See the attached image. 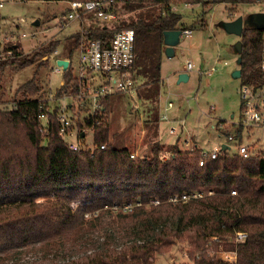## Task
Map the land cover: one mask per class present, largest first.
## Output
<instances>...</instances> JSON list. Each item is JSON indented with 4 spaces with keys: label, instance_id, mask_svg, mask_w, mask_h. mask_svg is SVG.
Masks as SVG:
<instances>
[{
    "label": "trees",
    "instance_id": "1",
    "mask_svg": "<svg viewBox=\"0 0 264 264\" xmlns=\"http://www.w3.org/2000/svg\"><path fill=\"white\" fill-rule=\"evenodd\" d=\"M183 1L202 6V26L203 15L213 3L256 2L126 1L123 7L128 17L112 29L96 28L92 35L109 36L122 27L134 29L133 70L140 80L141 87L136 89L140 99L155 100L158 95L164 32L190 28L180 12L171 10L173 2ZM261 31L246 24L240 36L241 84L254 89L264 84V71L259 67ZM77 42L78 35L69 34L50 39L29 53L17 44L3 48L12 49L14 56L0 60V252L71 234L82 238L95 230L91 228L93 221L105 217L107 222L97 232L103 238L111 232L113 247L97 243L80 255L46 264H153L156 253L166 251L183 236L192 247L189 253L194 264H264V149L247 157L225 149L211 158L199 147L181 150L172 145L166 149L155 143L150 153L131 156L128 148L110 143L106 119L93 127L94 143H106L104 148L74 150L58 134L56 109L50 114L48 135L40 130L38 114L47 107L44 99L50 91L42 77L50 68V60L42 57L60 47L61 55L69 58ZM34 64L32 77L7 97L10 71ZM65 77L69 81L71 72ZM66 90V86L60 87L56 95ZM111 98L104 103L107 113ZM241 131L240 127L235 131L240 141ZM193 189H211L213 193L187 202L167 200L171 194ZM233 189L236 195L231 193ZM153 198L160 202L151 204ZM137 200L141 204L130 211L111 209L114 203ZM237 230L246 231L247 236L235 244L230 237ZM219 247L236 250V261L216 259L214 252Z\"/></svg>",
    "mask_w": 264,
    "mask_h": 264
},
{
    "label": "rangeland",
    "instance_id": "2",
    "mask_svg": "<svg viewBox=\"0 0 264 264\" xmlns=\"http://www.w3.org/2000/svg\"><path fill=\"white\" fill-rule=\"evenodd\" d=\"M123 4L116 22L128 17L129 12ZM173 4L177 7L174 10L180 12L182 20L192 28V34L190 37L179 36L171 55L163 53L160 65L163 80L159 83L155 100L140 99L137 92L112 95L108 113L109 141L117 148H128L136 156L150 153L155 143L166 149L176 145L181 150L193 147L209 150L223 140H227L229 151L235 152L237 142L228 139V134L235 133L240 116L241 80L240 77H233L232 71L238 68L239 54L234 45L241 37L227 32L223 23L238 16L246 19L255 12H264V6L257 3H213L203 15L205 25L202 26L200 4ZM66 6L65 0H4L0 6V51L7 44H17L20 50L29 53L50 39H63L76 31L77 21L71 22L63 30L58 28ZM21 18L24 21L21 22ZM35 20L39 21L37 25L33 23ZM21 33L26 35L21 36ZM77 60L78 52L74 51L71 55L72 67L76 68ZM189 60L194 63L189 79L177 83V74L184 70ZM212 66L215 70L211 71ZM34 70L35 64L10 71L6 81V96L13 95L19 85L32 77ZM42 77L50 83L51 91L60 84L61 75L56 73L49 76V69L43 71ZM137 82L139 87L140 80ZM166 101H172L173 104L165 111ZM163 112L167 114V119H160ZM219 123L221 128L217 126ZM171 127L172 132L169 130ZM241 133L242 142L249 144L253 154L264 149V127L242 129ZM83 141L89 146L94 145L92 130L86 129ZM106 222L105 217L93 221L91 228L95 230L82 238L79 234L77 238L71 234L55 241L8 248L0 252V264H46L63 257L80 255L97 243L113 247L115 241H110L111 232L105 238L101 232H97L98 227ZM191 248L187 237L183 236L166 251L156 253L153 264H194L189 253ZM220 248L214 252L216 259H220Z\"/></svg>",
    "mask_w": 264,
    "mask_h": 264
},
{
    "label": "built area",
    "instance_id": "3",
    "mask_svg": "<svg viewBox=\"0 0 264 264\" xmlns=\"http://www.w3.org/2000/svg\"><path fill=\"white\" fill-rule=\"evenodd\" d=\"M3 1L0 0V6ZM126 1L132 0H65L67 6L63 10L58 28L63 30L73 21L78 23V29L69 33L78 35V42L72 51V54L74 51L78 52L76 68L71 65V57L66 58L61 55L60 47L42 57V59L50 60L49 76L58 73L61 75V80L56 90L51 91L50 89L47 96H45L44 100L47 107L43 108L38 114L40 130L48 135L50 114L56 109L55 116L59 125L58 134L74 150H93L94 147L104 148L106 143L100 145L94 143L93 146H89L83 141L86 129L93 132L95 125L102 124L106 119L108 120V113L104 104L107 98L120 92L132 94L136 92L138 87V79L134 76L133 70L135 61L134 29L122 27L115 29L109 36L94 37L92 35L93 30L99 27L106 26L112 29L119 19V9ZM255 3L264 6V0H256ZM182 4L189 6L191 3L183 1ZM175 7V4L171 5V10L175 11ZM20 21L22 22L24 19L21 18ZM191 31V28H184L181 30L180 36L190 37ZM25 35L26 33H21V36ZM13 56L12 49H2L0 51V60L12 58ZM58 59L67 60V64L65 66L58 64ZM259 67L264 71V29L261 31ZM193 68L194 63L189 60L186 62L183 71L189 74ZM210 70H215V67L212 66ZM68 71L71 72L69 81L65 77ZM199 74H202V71H199ZM63 86H66L67 90L61 95H56V91ZM239 94L241 102L240 116L237 121L238 127L246 130L253 127H264V84L256 89L248 84H241ZM172 104V101H166L164 110L171 108ZM167 118L165 112L161 113L160 119ZM217 126L222 127L221 123ZM169 130L172 132L173 128L171 127ZM228 139L237 142L236 151L232 153H237L242 157L252 154L249 144L240 141L235 133L228 134ZM223 144L228 146L225 149L229 151L230 146L227 140H223L213 145L209 150L203 149V154L208 152L211 158H216L222 150H225L222 147ZM133 155L131 154V156ZM199 164H202V161H199ZM212 193L211 189H193L171 194L167 200L170 203L187 202ZM231 193L236 195L237 190L233 189ZM159 202L160 200L157 198L150 200L151 204H158ZM140 204V200L125 201L122 204L114 203L111 209L127 212ZM246 236V231L237 230L230 238L235 244H238L243 242ZM213 238L216 239V237ZM219 252L221 260L236 261V250L220 248Z\"/></svg>",
    "mask_w": 264,
    "mask_h": 264
},
{
    "label": "water",
    "instance_id": "4",
    "mask_svg": "<svg viewBox=\"0 0 264 264\" xmlns=\"http://www.w3.org/2000/svg\"><path fill=\"white\" fill-rule=\"evenodd\" d=\"M244 22L245 24H250L253 25L255 27H258L260 29H264V12H255L253 14H250L246 19H243L242 16H238L233 20L230 21H226L223 23V28L229 32V33H234L237 36H241L242 30L244 28ZM35 25H37L39 23L38 20H35L33 22ZM180 32L181 30L179 29H173V30H167L164 32V52L167 55H171V53L173 52V47L175 44H177L179 36H180ZM234 48L236 50V52L239 54L242 50V42L241 40H237ZM240 58H237V63H239ZM58 64H62V65H66L67 64V60L65 59H58L57 60ZM241 74V70L239 68H236L232 71V76L233 77H240ZM189 79V74L186 71H181L177 74V79L176 82H182V81H187ZM233 116V115H231ZM82 134V133H81ZM222 147L228 148V146L226 144H223Z\"/></svg>",
    "mask_w": 264,
    "mask_h": 264
},
{
    "label": "crops",
    "instance_id": "5",
    "mask_svg": "<svg viewBox=\"0 0 264 264\" xmlns=\"http://www.w3.org/2000/svg\"><path fill=\"white\" fill-rule=\"evenodd\" d=\"M182 71V70H181ZM181 71H179V72H181ZM163 80V78L161 77V81Z\"/></svg>",
    "mask_w": 264,
    "mask_h": 264
}]
</instances>
